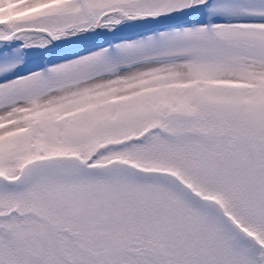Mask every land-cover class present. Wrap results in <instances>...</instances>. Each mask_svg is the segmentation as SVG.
Returning <instances> with one entry per match:
<instances>
[{"label":"snow or ice","instance_id":"snow-or-ice-1","mask_svg":"<svg viewBox=\"0 0 264 264\" xmlns=\"http://www.w3.org/2000/svg\"><path fill=\"white\" fill-rule=\"evenodd\" d=\"M0 264H264V0H0Z\"/></svg>","mask_w":264,"mask_h":264}]
</instances>
